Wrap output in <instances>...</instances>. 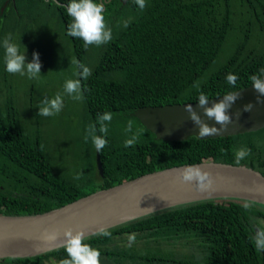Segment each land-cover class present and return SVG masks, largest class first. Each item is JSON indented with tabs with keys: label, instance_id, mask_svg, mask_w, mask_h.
Here are the masks:
<instances>
[{
	"label": "trees",
	"instance_id": "1",
	"mask_svg": "<svg viewBox=\"0 0 264 264\" xmlns=\"http://www.w3.org/2000/svg\"><path fill=\"white\" fill-rule=\"evenodd\" d=\"M7 1L0 31V214L45 212L144 173L204 161L246 165L264 175V128L166 141L155 139L132 114L145 106L197 102L200 91L213 98L251 85L250 76L264 68V0H146L143 11L134 0H94L104 5L113 38L88 47L67 35L72 18L57 0ZM124 21H130L127 28ZM9 33L26 62L33 52L40 56L43 51L60 62L51 67L60 87L67 75L80 79L72 63L69 71L59 73L62 59L69 61V56L91 69L81 79L84 98L79 104L68 95L75 105H66L64 117H46L54 128L36 124V118L45 116L33 114L35 95L27 74L6 71L3 40ZM229 73L238 76L235 86L227 83ZM104 113H111L112 120L105 122L100 175L87 130L95 125L96 135L103 136L97 116ZM129 121L140 135L125 147L133 134L125 131ZM62 124L75 138L66 137L74 143L69 147L66 140H50ZM241 148L251 149V155L236 164L235 152ZM244 202L177 206L109 229L111 237L97 234L84 243L116 264H264V252L256 249L253 238L255 228L264 226V208L252 203L246 210ZM130 234L136 236L131 247ZM179 244L189 248L179 253ZM65 258L61 247L33 257L0 259V264H60Z\"/></svg>",
	"mask_w": 264,
	"mask_h": 264
},
{
	"label": "water",
	"instance_id": "2",
	"mask_svg": "<svg viewBox=\"0 0 264 264\" xmlns=\"http://www.w3.org/2000/svg\"><path fill=\"white\" fill-rule=\"evenodd\" d=\"M126 1L121 0L123 4ZM8 10L9 4L5 0L0 5V31ZM230 93H238V99L229 109L234 123L221 132L206 137L199 136L198 126L185 111L186 105L191 104L209 126L220 128V125L204 116L203 108L198 102L145 106L136 109L132 114L139 119L142 126L154 133L155 139L166 141H181L189 137L218 138L264 128V102H257L259 94L252 84ZM225 95L210 98L204 107H210L214 101L218 102ZM260 99L264 101V96ZM249 103L254 105L253 109L250 112L243 111L244 106ZM237 112H240L238 121L234 115ZM192 165H197L211 174L214 180L213 190L200 192L194 181L179 182V174ZM96 166L102 175L99 152H96ZM218 200L249 201L264 208V175L246 165L204 161L144 173L45 212L0 214V259L33 257L61 248L65 242L63 233L68 228L74 233L83 230L88 238L97 235L101 228L109 230L177 206ZM46 232H56L57 239L46 241L43 238ZM100 264L115 263L100 257Z\"/></svg>",
	"mask_w": 264,
	"mask_h": 264
},
{
	"label": "clouds",
	"instance_id": "3",
	"mask_svg": "<svg viewBox=\"0 0 264 264\" xmlns=\"http://www.w3.org/2000/svg\"><path fill=\"white\" fill-rule=\"evenodd\" d=\"M60 7L67 9V14L72 18V22L67 25V35L74 38L82 39L84 46L89 45L100 46L110 42L113 38L111 28L105 23L104 18V5L102 3H95L94 0H69L66 5L59 4ZM134 3L140 10H144L147 7L146 0H134ZM130 21H124V27L127 28ZM3 48L5 49L4 62L6 65V71L10 74L19 73L25 75L29 79L38 78L41 74V63L39 60V54L33 52L31 62H26L25 52L21 53L19 47L12 42V34L9 33L3 40ZM26 51V50H25ZM71 63L76 65L79 69L75 75H78L80 79H69L64 84V92L71 96L74 100H82L83 91L81 85V79L86 80L91 75V69L73 59ZM227 83L235 86L238 80V76L229 73L226 76ZM252 86L258 92L257 102L261 103L260 97L264 96V68L260 70L258 75L250 76ZM199 90V85H194ZM238 99L237 94H226L218 102L214 101L210 107H204L210 100V98L200 91L197 102L203 108L204 116L209 120H214L216 124L220 125V128L215 126H209L202 117L193 109L191 104L186 105L185 111L189 113L191 121L198 126L199 136L206 137L212 134H217L226 129L231 123H234L232 115L229 114V109L232 104ZM254 105L249 103L244 106L243 111L250 112ZM63 108V97L57 94L54 98H45L42 101V106L39 108L38 115L41 116H54L60 113ZM236 120H239L240 112L234 114ZM112 114L104 113L97 116L99 123L98 131L103 136L96 135L97 128L95 125H90L88 128V136H91L92 143L94 144L97 152H100L107 145V140L104 136L108 133V127L105 122H111ZM125 131L133 133L130 139L125 140V147L134 145L140 135L139 132H133V124L129 121L126 125ZM88 136L85 137L87 141ZM251 155V149L241 148L235 152L236 164H239L245 157ZM79 179V177H76ZM178 180L181 183L195 182V187L200 192H208L213 190L214 180L210 173L203 171L201 167L197 165L188 166L183 169L179 174ZM243 207L246 210H250L252 203L245 201ZM152 210V209H150ZM153 211V210H152ZM264 224V221L260 222ZM98 235L104 237H111V232L104 228L99 229ZM65 242L63 247L67 253L68 258L62 259L60 264H100V252L97 249L92 248L90 245L84 243L86 239L85 232L83 230L75 231L68 228L63 233ZM46 241H54L57 239V233L46 232L44 237ZM255 247L258 251L264 252V226H257L255 229ZM135 234L128 235V246L131 247L135 242Z\"/></svg>",
	"mask_w": 264,
	"mask_h": 264
},
{
	"label": "rangeland",
	"instance_id": "4",
	"mask_svg": "<svg viewBox=\"0 0 264 264\" xmlns=\"http://www.w3.org/2000/svg\"><path fill=\"white\" fill-rule=\"evenodd\" d=\"M45 51L42 52V54L39 56V60L41 61V66H43V69L41 71V74L40 76L38 77L39 79L35 78L34 79H30L31 80V83H32V87H33V91H34V95H35V99L33 101V104L35 103L36 105L34 106L35 108V112L33 114H38V111H39V108L42 106V101L45 99V98H54L57 94H60L62 97H63V108L62 110L60 111V114L61 116L64 117L63 114H65V109L66 108V105H78L79 104V100H74V103H70V99H68V94H66L64 92V89H63V86L62 85L60 87V85H58V78H55L54 76V73H53V70L51 67L54 66V64L57 66L58 68V65L60 62H57L55 63V58L53 57H50V53L47 54V53H44ZM48 52V51H47ZM44 53V54H43ZM68 60L64 61L63 59L61 60V62H64V65H61L59 67V73H63V72H66V71H69V69L71 68L70 64H71V57L68 56ZM63 71V72H62ZM65 78L67 79H70L72 78V76L70 75H67L65 76ZM36 87H37V91H36ZM37 102H36V101ZM67 100L69 102H67ZM34 117H39V116H34ZM41 117V116H40ZM43 120H38V118L35 119V122L36 124H39V123H42V126L44 124H50V127H53L55 126V123L54 122H50V121H47L45 120L46 117H41ZM67 126V125H66ZM66 126L65 124H62V125H58L55 130H54V133L53 135L51 136V141L52 140H66L68 143L66 144L67 147H69L72 143L74 144L72 141H69L66 139V137H69L70 139H75L73 135H71V132H67V129H66ZM44 129H47L49 127L47 126H43ZM256 229V228H255ZM186 247L184 246H180L179 247V253L181 252H184L186 251L185 250ZM51 264H55V263H52Z\"/></svg>",
	"mask_w": 264,
	"mask_h": 264
},
{
	"label": "flooded vegetation",
	"instance_id": "5",
	"mask_svg": "<svg viewBox=\"0 0 264 264\" xmlns=\"http://www.w3.org/2000/svg\"><path fill=\"white\" fill-rule=\"evenodd\" d=\"M180 246H183V245L179 244V247H180ZM188 248H189V247H186V249H188ZM186 249H185V250H186ZM102 258H104V257H102ZM106 259H107V258H106ZM108 260H109V259H108ZM110 261H111V260H110ZM113 263H114V262H113ZM115 264H116V263H115Z\"/></svg>",
	"mask_w": 264,
	"mask_h": 264
}]
</instances>
